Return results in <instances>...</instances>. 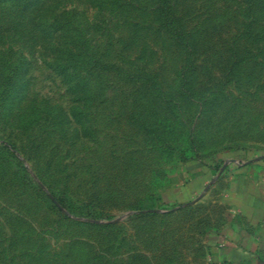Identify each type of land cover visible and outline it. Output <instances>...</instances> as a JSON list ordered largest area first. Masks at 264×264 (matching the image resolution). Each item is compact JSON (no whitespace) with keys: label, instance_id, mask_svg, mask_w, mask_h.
<instances>
[{"label":"crops","instance_id":"obj_1","mask_svg":"<svg viewBox=\"0 0 264 264\" xmlns=\"http://www.w3.org/2000/svg\"><path fill=\"white\" fill-rule=\"evenodd\" d=\"M184 56L180 83L144 86L114 141L85 150L83 192L59 182L70 219L0 177L16 252L40 264H264V56Z\"/></svg>","mask_w":264,"mask_h":264},{"label":"rangeland","instance_id":"obj_2","mask_svg":"<svg viewBox=\"0 0 264 264\" xmlns=\"http://www.w3.org/2000/svg\"><path fill=\"white\" fill-rule=\"evenodd\" d=\"M263 1L0 0V176L10 174L17 194L32 179L52 199L42 182L65 178L82 193L85 150L114 141L131 102L145 98L144 86L175 73L180 83L192 62L184 53L248 58L246 40L264 56V19L253 15L255 5L264 11ZM177 29L182 39L171 34ZM258 87L250 89L260 90L264 112ZM74 163L81 170L68 178L64 169ZM68 196L57 199L66 204ZM52 200L49 210L67 213ZM7 215L0 211V264H40L16 252Z\"/></svg>","mask_w":264,"mask_h":264},{"label":"trees","instance_id":"obj_3","mask_svg":"<svg viewBox=\"0 0 264 264\" xmlns=\"http://www.w3.org/2000/svg\"><path fill=\"white\" fill-rule=\"evenodd\" d=\"M167 1L168 0H163L164 3H166ZM263 5H264V3H263ZM166 10H167V14L169 16L171 14V9H170V5L169 4H167ZM253 10H254L253 11L254 19H256V17L260 18V19H264V11L261 9V7H259L258 5H255V8ZM169 22L171 24L172 21H169ZM171 34L174 35L175 39H182L184 37L183 29H182V31L178 30V29L175 30L174 32L171 31ZM244 43H245V47H243V48H245V49H247V51H249V52H247L248 53L247 55L260 54L259 53V49L258 50L254 49L246 40H244ZM186 53H190V52L187 51ZM232 53L237 54L235 51H233ZM245 57L246 56H244V57H242V58H240L238 60H243ZM151 84H153V83H151ZM49 165H50V162L47 163V166H49ZM24 170L25 169H23V172H24ZM40 171H42V169H40ZM4 175H8V180L11 183V178L9 177L10 174L7 172V173H4ZM26 175L29 176L28 172H26ZM36 175L38 176V178H40L39 177V175H40L39 173H36ZM0 177L3 178L4 176L2 175ZM42 183L46 184L47 189H50V191H51L52 197H54V199L57 200V201H58V199H57V194L58 193L61 192L62 194H66V190L64 188L63 189L58 188L59 183H56V184H53V183L49 184L48 182H42ZM24 186H28L30 188H33L35 190V192H37L41 198L49 200L50 203L52 202L51 204L54 205L53 200L50 199V197L48 196V193L43 190V188L39 185V183H37V182H35V181H33L31 179L30 185H28L26 183V185L24 184ZM67 200H69V199H67ZM58 202L60 203L61 201H58ZM61 204L65 207V209L67 210V213L61 212L58 208H53V210H55L58 214H60L61 217L65 218V219H70L72 212L69 209L68 203L64 204V203L61 202ZM75 216H77V215H75ZM14 249H15V247H14ZM19 255H22V257H23V254H19ZM11 261H13V260H11Z\"/></svg>","mask_w":264,"mask_h":264}]
</instances>
